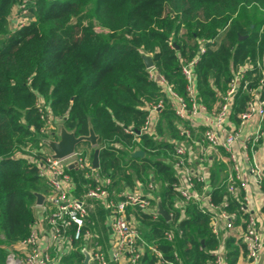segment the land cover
Returning a JSON list of instances; mask_svg holds the SVG:
<instances>
[{"label": "trees", "instance_id": "trees-1", "mask_svg": "<svg viewBox=\"0 0 264 264\" xmlns=\"http://www.w3.org/2000/svg\"><path fill=\"white\" fill-rule=\"evenodd\" d=\"M16 3L0 0V264L30 232L35 193L48 192L36 167L17 154L51 136L53 129L42 131L49 114L76 136L87 135L92 126L99 172L112 179L116 191L153 183L152 193L170 220L131 210L143 242L140 264H159L155 252L173 264H213L219 247L224 264H235L240 250L246 254L240 240L228 236L221 244L220 234L211 230L210 212L193 201L175 206L178 179L170 140L181 139V121L149 80L142 55L186 96L180 66L204 41L194 73L199 99L211 109L232 71L264 53V0H35L29 6L32 19L11 29ZM162 98L157 137L138 134L147 114L143 107ZM247 99L237 92L235 113ZM182 124L188 127L187 121ZM136 150L143 156L132 157ZM218 168L210 171L206 186L212 185L216 205L227 203L223 208L235 213L234 226L246 217L240 210L243 195L226 191L227 175L219 177ZM81 250L75 244L62 264H82Z\"/></svg>", "mask_w": 264, "mask_h": 264}, {"label": "built area", "instance_id": "built-area-1", "mask_svg": "<svg viewBox=\"0 0 264 264\" xmlns=\"http://www.w3.org/2000/svg\"><path fill=\"white\" fill-rule=\"evenodd\" d=\"M34 2L35 0H17L9 18L10 26L11 23L13 25L11 29L20 28L32 19L29 6ZM205 44L201 41L196 56L180 66V71L186 81V96L178 94L172 84L154 66L147 70L149 80L155 83L159 92L164 95L169 108L181 121L178 125L181 139L172 141V169L178 179L174 184V189L179 196L175 206L181 208L185 202L193 201L203 210L209 211L211 230L218 236L224 229L233 228L236 215L228 213L223 208L227 203L216 205L212 201L211 192L206 186L209 174L195 161L205 163L209 154L222 150L231 163V171L226 180V191L229 194H235L238 190L240 169L245 166L256 187H261L264 180V166L257 161L256 154L264 134L262 128L264 121V53L252 60L247 58L232 71L226 89L216 93L218 99L216 108L208 111L207 106L199 99L194 73L195 64L200 55L205 52ZM238 91L247 94L248 99L244 109L235 113ZM42 101V99L39 100V105ZM163 105V98L157 102L145 104L143 108L147 114L138 134L155 138L156 121ZM233 112L240 126L254 121L255 127L245 135H241L240 130H235L230 126L229 118ZM41 117L44 118L43 113ZM194 119H199V124L203 127L199 140L202 149L196 154L187 144L191 141L194 143L190 139L189 129L182 124L183 121H194ZM46 121L51 131L53 129L51 118ZM49 128L45 127L42 131L49 130ZM125 131L129 134L134 133L132 130ZM50 133L53 135L54 129ZM237 144L240 151L236 148ZM42 146L41 142L37 147H32L31 143H28L23 149L25 152L23 157L36 167L37 175L46 185L48 192L44 195L41 205L34 204L35 220L28 236L18 243L21 248L20 253L15 252L13 248L7 255L5 264H59L62 256L71 251L73 243L82 244L81 249L88 252L89 259L94 264H109L92 231L87 227L88 210L85 199L99 202L107 213L106 223L110 233L109 242L112 251L110 261L140 264L143 242L130 211L138 210L153 218L156 217L158 213L152 203L153 183L149 182L143 186L137 182L130 190L116 191L112 187V179L92 166L88 150L75 148L73 154L58 160L52 159L48 149ZM68 165H73L82 173L85 183L83 199H77L70 193L72 177L68 172ZM240 210L246 215L242 219L244 228L240 235V241L246 249L243 264H258L259 255L264 248V236L259 230L258 218L252 209V200L248 195L242 197ZM45 229L46 233H44ZM165 237L170 240L172 235L170 232H165ZM155 254L159 259V264H173L165 260L160 252H155ZM213 264H224L222 247L213 252Z\"/></svg>", "mask_w": 264, "mask_h": 264}, {"label": "crops", "instance_id": "crops-1", "mask_svg": "<svg viewBox=\"0 0 264 264\" xmlns=\"http://www.w3.org/2000/svg\"><path fill=\"white\" fill-rule=\"evenodd\" d=\"M217 103H218V99L215 105L213 106V108L209 109L207 107L208 111H211L214 108H216ZM234 112L231 114L229 118L230 126L235 130H240L241 135H245L249 130H252L255 127L254 121L248 122L245 125L240 126L239 120L236 117ZM187 122H188V127L186 128L189 129L190 139L193 140L194 142L192 143L191 141L192 144L190 142H187V144L192 148L195 154L200 153L202 147H201V144L199 143V140L202 136L203 127L199 124V119H194V121H187ZM262 128L264 130V121L262 123ZM154 137L155 138L157 137L156 132L154 133ZM172 141L174 140H170V142ZM88 148H89L88 149L89 154L92 157L91 154L93 153V148H91L89 145H88ZM236 148L238 151H240L238 144L236 145ZM256 158H257V161H259V163L264 166V134H263L262 141L259 143V149L256 154ZM195 163L197 165H200V168L203 169L205 172H207L209 175H211L210 171L212 170L213 172V169L217 167H219L218 168L219 177H225V175L228 176L229 172L231 171V163L229 162L227 155L222 150H220L219 152H212L211 154H209L205 163H199L197 160L195 161ZM68 166H67L68 172L70 173L72 177V188L70 190V193L71 195H73V197L77 199H83L84 192H85V188H84L85 183H84L82 173L76 170L74 166L72 168H68ZM208 181H209V177H208ZM207 187L210 192L213 191V187L211 184H208ZM132 188L133 187H127L124 185L119 190L127 191ZM238 192L241 193L243 196L248 195L251 198L252 209L258 218L259 230L264 236V188L261 189V188L256 187L252 177L248 174L247 166H245V168L243 169H240V180L238 182ZM156 197L157 196L155 195L154 196L155 202H156ZM84 201H85V204L88 210L87 227L89 230L92 231L97 244L100 246L102 252L105 255V258L109 261V264H125L124 262L123 263H113L112 261H110L112 251H111L110 242H109L110 233L108 231L107 223H106L107 221L106 211L102 208L101 204L97 201H93L89 199H85ZM131 212L132 211H130V213ZM136 224H137V221H136ZM44 226L47 227L46 224H44ZM243 228H244V225L241 220L237 225H234L233 228L224 229L223 231H221L220 233L221 244L225 241V239L228 236L233 237L236 241L240 240V235L243 231ZM46 232L47 230L45 229L44 233ZM75 244H78V243H73L71 251L62 256V258L60 259L61 262L59 264L63 263L64 258H67L68 256H70V254L75 248ZM79 245H82V244H79ZM84 245H88V244H84ZM14 251L17 253H20L21 251L20 244H17L14 247ZM83 251H86V250L82 249L81 250L82 254H83ZM223 255H224V251H223ZM244 257H245V254L242 252V250H240L235 264H243ZM83 259H84V255H83ZM87 264H94V263L91 262L89 259L87 261ZM258 264H264V248L259 255Z\"/></svg>", "mask_w": 264, "mask_h": 264}, {"label": "water", "instance_id": "water-1", "mask_svg": "<svg viewBox=\"0 0 264 264\" xmlns=\"http://www.w3.org/2000/svg\"><path fill=\"white\" fill-rule=\"evenodd\" d=\"M245 37H239V40ZM142 60L146 69L153 67L152 59L149 55H142ZM52 125L54 128V139L48 137H39V141L43 146H45L49 155L52 159H64L74 153L76 146L79 143L86 142L91 148H93V153L91 157V164L94 168H98V135L94 133L93 128L89 125L88 134L76 136L73 131H68L64 127L62 120H56L51 118ZM139 133V131H137ZM143 152L136 150L133 152L132 157H142ZM73 165H69L68 168H72ZM44 201V195L41 193H35V205H41ZM156 211L167 221L170 220V215L163 209L159 197H156ZM84 259L83 264H87L89 260V254L83 251Z\"/></svg>", "mask_w": 264, "mask_h": 264}, {"label": "rangeland", "instance_id": "rangeland-1", "mask_svg": "<svg viewBox=\"0 0 264 264\" xmlns=\"http://www.w3.org/2000/svg\"><path fill=\"white\" fill-rule=\"evenodd\" d=\"M27 15H29V13H27ZM10 27H13V25H12V23H11V26ZM41 104H43V101L41 102ZM55 118L54 116H52V115H50L49 114V117L47 118V119H50V118ZM57 121L59 120V119H57V118H55ZM48 123H47V121H46V123H45V125H46V128H49V127H47L48 125H47ZM53 126V125H52ZM45 128V127H44ZM54 129V128H53ZM48 131V133H49V131H50V128H49V130L48 129H45V132H47ZM42 137H44V136H42ZM51 139H54V134L53 135H51V136H49ZM76 148H81V149H86V150H88L89 148H88V145H87V143L86 142H82V143H79L77 146H76ZM24 149V148H23ZM19 157H23L24 155H25V152H20V153H18L17 154ZM81 172V171H80Z\"/></svg>", "mask_w": 264, "mask_h": 264}]
</instances>
